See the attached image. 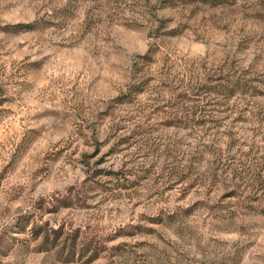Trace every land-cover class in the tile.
Segmentation results:
<instances>
[{"label":"rangeland","instance_id":"374dc122","mask_svg":"<svg viewBox=\"0 0 264 264\" xmlns=\"http://www.w3.org/2000/svg\"><path fill=\"white\" fill-rule=\"evenodd\" d=\"M264 0H0V264H264Z\"/></svg>","mask_w":264,"mask_h":264},{"label":"trees","instance_id":"16d2710c","mask_svg":"<svg viewBox=\"0 0 264 264\" xmlns=\"http://www.w3.org/2000/svg\"><path fill=\"white\" fill-rule=\"evenodd\" d=\"M251 208H254L255 211L264 214V204L252 205Z\"/></svg>","mask_w":264,"mask_h":264}]
</instances>
